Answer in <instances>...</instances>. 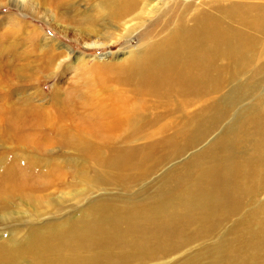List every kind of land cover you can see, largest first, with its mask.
Returning a JSON list of instances; mask_svg holds the SVG:
<instances>
[{"label": "bare ground", "instance_id": "obj_1", "mask_svg": "<svg viewBox=\"0 0 264 264\" xmlns=\"http://www.w3.org/2000/svg\"><path fill=\"white\" fill-rule=\"evenodd\" d=\"M148 1L101 0L88 30L97 35L100 21L119 32L117 42L126 40L151 24L158 0ZM214 9H198L192 25L180 20L141 54L94 67L98 80L54 121L46 112L39 127L0 126V264H264V231H252L258 212L244 213V198L264 187V127L259 145L244 141L246 125L264 121V113L171 164L203 145L221 115L223 104L215 107L205 86L225 68L237 82L226 92L232 98L242 90L241 69L264 57V45L236 29L242 23L264 36V0H221ZM170 27L154 21L144 38ZM78 106L89 107L79 115L91 121L75 126ZM82 162L88 195L100 187L125 195H101L80 213L65 210L63 190L79 182L63 166ZM228 224L234 256L205 263L201 242L219 238Z\"/></svg>", "mask_w": 264, "mask_h": 264}, {"label": "rangeland", "instance_id": "obj_2", "mask_svg": "<svg viewBox=\"0 0 264 264\" xmlns=\"http://www.w3.org/2000/svg\"><path fill=\"white\" fill-rule=\"evenodd\" d=\"M220 1L158 0L156 12L147 20L151 24L154 21H160L164 25L170 23V29L168 28L157 37H154L156 32L153 29L144 38L150 24L132 34L128 39L117 42L116 35L119 32L111 27L100 26L102 24L100 21L97 22L99 31L97 35L88 30L90 17L98 16L96 5L101 0H0V71L2 72H0V126H8L13 123L17 127H39L38 124L41 120L39 117L46 112H49L50 120L54 121L58 109L75 103L82 92L81 90L88 91L89 84H94L98 80V76L94 73V67L107 62L117 64V61L124 59L130 53H135V55L143 53L146 46L149 48L160 42L168 31L180 23V20L192 25L195 12L198 9L215 12L214 8ZM236 29L252 35L257 42L264 45L262 42L264 36L260 32L246 30L242 23H238ZM221 63L219 62V64ZM241 70L243 71L242 90L232 98L226 97V92L237 82L229 81L231 77L227 75L228 70L226 71L225 68L222 70L220 78H213L205 86L206 93L213 99V105L220 107L223 104L221 115L207 141L197 148L198 150L190 151L180 159L173 161L171 163L173 166L186 162L195 153L206 147L213 138L223 132L225 134L240 121L245 124L250 116H255L257 119L264 113V57ZM217 81L223 82L221 91L214 89ZM131 104L140 106V102L137 100H133ZM175 105L183 107L180 100H176ZM11 110L18 113L14 115V118L10 113ZM88 110L89 107L84 106L76 108L75 126L83 121H91V119L79 115V113L88 112ZM132 110V114L143 123L136 108L132 107ZM183 113L184 111L180 109L176 115L181 116ZM178 118L180 125L184 126L185 121ZM25 120H27V124L24 122ZM70 123L67 121L65 125L70 126ZM258 127H264V121L248 122L244 141L251 140L255 143L258 140L261 145L262 139L259 136ZM153 133L158 135L155 131ZM38 136V134H34L30 137L36 139ZM1 147L2 143H0ZM57 153H61V149H57ZM71 158L65 155L64 160L69 161ZM66 166L67 164H64L63 172L75 174L79 183L74 188L63 190V208L65 210L76 208L74 212L80 213L94 204L101 195L116 196L118 194L119 197L125 195L117 188L102 187L95 188L88 195L85 183L81 180L88 173L84 170L86 164L82 162L74 167ZM259 171L263 173L262 170ZM162 173L153 176V178H158ZM149 182L152 180L146 183ZM72 194L76 198L73 199ZM244 203L246 206L244 213L250 210L258 212V217L256 219L254 217L253 220V233L258 234L260 231H264V187L247 195L244 198ZM229 228L230 224L225 225L221 228L219 238L201 242L204 244L201 255L205 263L211 262L220 254L224 258L228 255L234 256L232 252L228 251L230 249L228 246L234 239L227 235ZM262 253L264 254V245Z\"/></svg>", "mask_w": 264, "mask_h": 264}]
</instances>
